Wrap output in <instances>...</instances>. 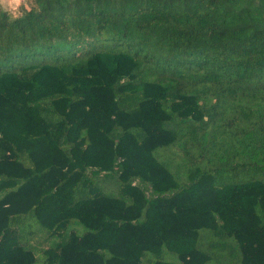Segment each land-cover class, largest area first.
<instances>
[{
	"label": "trees",
	"instance_id": "obj_1",
	"mask_svg": "<svg viewBox=\"0 0 264 264\" xmlns=\"http://www.w3.org/2000/svg\"><path fill=\"white\" fill-rule=\"evenodd\" d=\"M0 7V264H264V0Z\"/></svg>",
	"mask_w": 264,
	"mask_h": 264
},
{
	"label": "rangeland",
	"instance_id": "obj_2",
	"mask_svg": "<svg viewBox=\"0 0 264 264\" xmlns=\"http://www.w3.org/2000/svg\"><path fill=\"white\" fill-rule=\"evenodd\" d=\"M31 3H33V0H22L21 4L19 5V7H16L12 2L11 0H4V3L3 4H0V7L5 9V10H8L9 12H11L12 14L14 15H17L20 13V7L21 5H31Z\"/></svg>",
	"mask_w": 264,
	"mask_h": 264
},
{
	"label": "clouds",
	"instance_id": "obj_3",
	"mask_svg": "<svg viewBox=\"0 0 264 264\" xmlns=\"http://www.w3.org/2000/svg\"><path fill=\"white\" fill-rule=\"evenodd\" d=\"M11 2L16 6L19 7V5L21 4L22 0H11ZM4 0H0V4H3Z\"/></svg>",
	"mask_w": 264,
	"mask_h": 264
}]
</instances>
